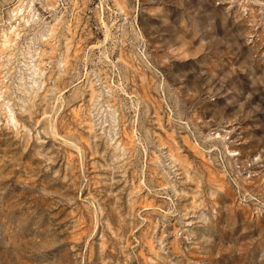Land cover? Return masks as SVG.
I'll list each match as a JSON object with an SVG mask.
<instances>
[{
    "label": "rangeland",
    "instance_id": "374dc122",
    "mask_svg": "<svg viewBox=\"0 0 264 264\" xmlns=\"http://www.w3.org/2000/svg\"><path fill=\"white\" fill-rule=\"evenodd\" d=\"M0 264H264V0H0Z\"/></svg>",
    "mask_w": 264,
    "mask_h": 264
}]
</instances>
